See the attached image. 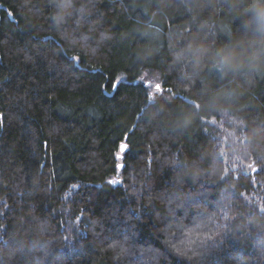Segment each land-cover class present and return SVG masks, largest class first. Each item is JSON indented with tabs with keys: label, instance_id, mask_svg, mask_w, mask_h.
Segmentation results:
<instances>
[{
	"label": "trees",
	"instance_id": "trees-1",
	"mask_svg": "<svg viewBox=\"0 0 264 264\" xmlns=\"http://www.w3.org/2000/svg\"><path fill=\"white\" fill-rule=\"evenodd\" d=\"M246 2L0 0V264H264Z\"/></svg>",
	"mask_w": 264,
	"mask_h": 264
},
{
	"label": "clouds",
	"instance_id": "clouds-1",
	"mask_svg": "<svg viewBox=\"0 0 264 264\" xmlns=\"http://www.w3.org/2000/svg\"><path fill=\"white\" fill-rule=\"evenodd\" d=\"M53 22L59 26L72 15L76 0H54ZM243 12L246 19L241 22L240 35L217 48L212 56L216 64L225 71L247 69L258 72L264 69V0H247ZM188 53L194 61L207 55L201 44L193 40ZM183 119L178 120L182 123Z\"/></svg>",
	"mask_w": 264,
	"mask_h": 264
},
{
	"label": "snow or ice",
	"instance_id": "snow-or-ice-1",
	"mask_svg": "<svg viewBox=\"0 0 264 264\" xmlns=\"http://www.w3.org/2000/svg\"><path fill=\"white\" fill-rule=\"evenodd\" d=\"M119 85H116V87H118ZM126 148H127V146L126 145H124V144H121L120 145V151L121 152H125L126 151ZM119 167V166H118ZM111 183H117L116 181H112Z\"/></svg>",
	"mask_w": 264,
	"mask_h": 264
},
{
	"label": "rangeland",
	"instance_id": "rangeland-1",
	"mask_svg": "<svg viewBox=\"0 0 264 264\" xmlns=\"http://www.w3.org/2000/svg\"><path fill=\"white\" fill-rule=\"evenodd\" d=\"M237 161V160H239V158L237 157V156H234V157H232V161Z\"/></svg>",
	"mask_w": 264,
	"mask_h": 264
}]
</instances>
